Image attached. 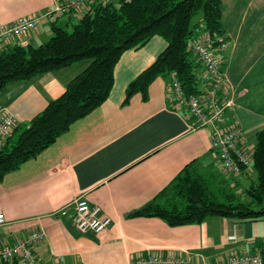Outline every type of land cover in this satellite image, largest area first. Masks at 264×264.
Segmentation results:
<instances>
[{
  "label": "crops",
  "instance_id": "crops-1",
  "mask_svg": "<svg viewBox=\"0 0 264 264\" xmlns=\"http://www.w3.org/2000/svg\"><path fill=\"white\" fill-rule=\"evenodd\" d=\"M59 1L0 0V29L23 17L40 18L28 36L10 38L0 49L45 43L54 34L53 26L73 30L88 10L51 14ZM222 26L229 45L218 55L227 76L223 98L230 106L218 127L242 128L243 146L253 155L257 134L264 129V0H222ZM167 45L163 37L154 36L142 48L126 51L101 108L0 181V212L6 217L0 239L5 245L14 246L34 230H43L46 239L34 248L41 264H131L147 252L216 264L262 248L264 219L209 217L202 223L171 227L160 218L132 216L194 161L202 171L217 170L218 184L234 191L245 193L257 181L251 168L240 174L222 172L219 154L212 149L215 127L196 128L186 109H175L165 78L151 84L147 101L136 94L124 105L129 85ZM90 64L83 60L9 84L0 90V116L10 112L18 127L27 126ZM197 77L200 90L206 92L210 78L202 65ZM80 198L111 219L106 231H78L72 219Z\"/></svg>",
  "mask_w": 264,
  "mask_h": 264
},
{
  "label": "trees",
  "instance_id": "trees-1",
  "mask_svg": "<svg viewBox=\"0 0 264 264\" xmlns=\"http://www.w3.org/2000/svg\"><path fill=\"white\" fill-rule=\"evenodd\" d=\"M53 33L49 41L39 45L16 43L0 49V90L83 60H91V64L69 83L60 98L7 137L0 150V181L100 109L111 95L122 55L142 48L154 36L163 37L168 45L129 85L124 105L136 94L147 101L149 87L160 77L170 84L175 77L188 97L204 94L197 77L201 64L192 43L203 35L213 40L224 35L222 0H113L86 11L72 31L53 26ZM252 157L251 169L257 181L245 191L246 199L226 185L220 186L217 170L203 172L194 161L132 216L160 218L171 227L202 223L209 217L263 220L264 129L257 134Z\"/></svg>",
  "mask_w": 264,
  "mask_h": 264
},
{
  "label": "built area",
  "instance_id": "built-area-1",
  "mask_svg": "<svg viewBox=\"0 0 264 264\" xmlns=\"http://www.w3.org/2000/svg\"><path fill=\"white\" fill-rule=\"evenodd\" d=\"M113 0H61L51 14L66 11H80L91 9L99 3L107 4ZM40 23L37 16H28L18 19L13 26L0 29V46L10 38H22L34 31ZM224 35L213 40L209 35L195 39L192 48L195 57L206 70L210 78V87L204 94L188 97L177 79L174 77L170 88V101L175 109H186L195 120L196 128L215 127L212 149L219 154L221 170L223 173L233 172L240 174L251 168L253 155L243 146L244 131L240 127H232L227 131L218 126L222 123L230 103L225 101L223 93L227 85L225 68L218 53L228 48ZM19 121L15 115L5 112L0 116V142L5 140L18 126ZM244 168V169H243ZM66 214V211L63 212ZM73 223L79 232L96 234L106 231L111 219L101 215V208L91 206L86 199L80 198L74 204ZM6 223L4 213L0 212V227ZM46 239L43 230H34L27 238L7 246L0 239V264H41L35 255L34 248ZM131 264H193L190 258L181 256H163L147 252L145 256L131 262ZM216 264H264V245L252 254L232 256Z\"/></svg>",
  "mask_w": 264,
  "mask_h": 264
},
{
  "label": "rangeland",
  "instance_id": "rangeland-1",
  "mask_svg": "<svg viewBox=\"0 0 264 264\" xmlns=\"http://www.w3.org/2000/svg\"><path fill=\"white\" fill-rule=\"evenodd\" d=\"M69 31H72V28H70ZM203 172H207V171H203ZM207 174H208V173H207ZM236 192H237V194L241 195V197H242L243 199H246V198H247V197L245 196L244 192H243L241 189H238ZM263 208H264V206H263Z\"/></svg>",
  "mask_w": 264,
  "mask_h": 264
},
{
  "label": "water",
  "instance_id": "water-1",
  "mask_svg": "<svg viewBox=\"0 0 264 264\" xmlns=\"http://www.w3.org/2000/svg\"><path fill=\"white\" fill-rule=\"evenodd\" d=\"M201 207V206H200Z\"/></svg>",
  "mask_w": 264,
  "mask_h": 264
}]
</instances>
